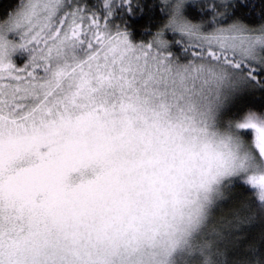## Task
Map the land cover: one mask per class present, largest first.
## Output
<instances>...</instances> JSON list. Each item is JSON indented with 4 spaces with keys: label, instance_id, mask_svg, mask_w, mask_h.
Segmentation results:
<instances>
[{
    "label": "snow or ice",
    "instance_id": "snow-or-ice-1",
    "mask_svg": "<svg viewBox=\"0 0 264 264\" xmlns=\"http://www.w3.org/2000/svg\"><path fill=\"white\" fill-rule=\"evenodd\" d=\"M256 91L264 0H16L0 264H264L252 245L230 261L239 237L215 216L237 183L264 211V105L240 103Z\"/></svg>",
    "mask_w": 264,
    "mask_h": 264
},
{
    "label": "trees",
    "instance_id": "trees-1",
    "mask_svg": "<svg viewBox=\"0 0 264 264\" xmlns=\"http://www.w3.org/2000/svg\"><path fill=\"white\" fill-rule=\"evenodd\" d=\"M16 0H0V14L6 13L11 11V9L15 6ZM142 3H149L151 4L152 0H141ZM157 2H160V0H157ZM153 14L159 18L158 11L153 8L152 9ZM194 11V10H193ZM134 20V28L137 36H141L143 34V29L146 25L149 24V17L147 15V9L145 10V14H140L133 17ZM248 22L256 23L259 21V17L252 15L247 17ZM241 106H254V107H260L264 105V92L256 91L254 94H249L246 96H243L241 101ZM253 210V209H252ZM252 211L250 214H245L243 212L245 218H238L235 219L237 224L242 221L246 220V225L241 226L240 228L237 227L239 230V233H232V240H236L237 237H239L238 240V246L239 251H236V247L229 243V247L227 249L228 251V259L230 261H234L237 259H241L244 256L247 255V252L245 249L252 245L255 248L259 249L260 251H264V223L259 222V220L256 219V214ZM242 219V220H241Z\"/></svg>",
    "mask_w": 264,
    "mask_h": 264
},
{
    "label": "rangeland",
    "instance_id": "rangeland-1",
    "mask_svg": "<svg viewBox=\"0 0 264 264\" xmlns=\"http://www.w3.org/2000/svg\"><path fill=\"white\" fill-rule=\"evenodd\" d=\"M98 2V0H93V3ZM195 11V10H194ZM22 59V57L20 58ZM253 209V210H252ZM255 210L256 219L259 222L264 223V211H261V205L256 198L254 190L249 187L237 183L232 187L227 193V199L222 202L221 206L215 213L216 219L218 221H231V224H225L224 230L226 233H239L237 227L245 226L246 220L240 221L238 224L235 219L245 218L243 212L250 214ZM229 244L227 246V249Z\"/></svg>",
    "mask_w": 264,
    "mask_h": 264
}]
</instances>
